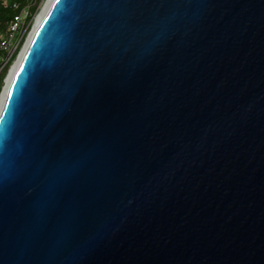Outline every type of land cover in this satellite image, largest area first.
<instances>
[{
	"label": "water",
	"instance_id": "1",
	"mask_svg": "<svg viewBox=\"0 0 264 264\" xmlns=\"http://www.w3.org/2000/svg\"><path fill=\"white\" fill-rule=\"evenodd\" d=\"M15 65L0 264H264V0H53Z\"/></svg>",
	"mask_w": 264,
	"mask_h": 264
},
{
	"label": "built area",
	"instance_id": "2",
	"mask_svg": "<svg viewBox=\"0 0 264 264\" xmlns=\"http://www.w3.org/2000/svg\"><path fill=\"white\" fill-rule=\"evenodd\" d=\"M37 3L38 0H33V2ZM7 1L5 0V3ZM33 2L21 8L19 4L14 3L12 8L18 12L8 24L6 32L0 35V74L3 70L5 64L8 62L10 57L13 55L17 46L20 43L22 36L26 30L27 25L30 21H28L29 10L33 5ZM7 54L6 58L4 55Z\"/></svg>",
	"mask_w": 264,
	"mask_h": 264
},
{
	"label": "trees",
	"instance_id": "3",
	"mask_svg": "<svg viewBox=\"0 0 264 264\" xmlns=\"http://www.w3.org/2000/svg\"><path fill=\"white\" fill-rule=\"evenodd\" d=\"M6 1L7 2L5 3V0H0V35L6 32L9 22L16 14H18V12L12 8V5L16 3V4H19L21 8H24L33 2V0H6ZM40 1L41 0H38L36 5L30 8L28 21H30L32 16L35 14L37 6L40 3ZM18 49L13 53V55L10 57L8 62L5 64L1 72L2 75L0 74L1 75L0 92H1V86H2L4 75L7 73L8 69L13 64L14 60L16 59L17 54H18ZM4 56L6 58L8 57L7 54H5Z\"/></svg>",
	"mask_w": 264,
	"mask_h": 264
},
{
	"label": "rangeland",
	"instance_id": "4",
	"mask_svg": "<svg viewBox=\"0 0 264 264\" xmlns=\"http://www.w3.org/2000/svg\"><path fill=\"white\" fill-rule=\"evenodd\" d=\"M50 0H41L40 3L38 4L37 6V9H36V12L35 14L32 16L29 24L27 25L26 27V30L24 32V35L22 36L21 40H20V43L19 45L17 46L16 50L18 49V54H17V57L16 59L14 60L13 64L10 66V68L8 69L7 73L4 75V78H3V82H2V86H1V92H0V95L4 93V89L6 87V82H7V78L9 77L10 75V72L12 71L14 65L16 64V62L18 61V58L19 56L21 55L22 51L24 50V48L26 47L27 45V42L31 36V33H32V30L33 28L35 27L36 25V21L38 20L40 14L43 12L44 8L46 7V5L48 4ZM35 1L33 2V5H35ZM15 50V51H16ZM14 51V52H15ZM2 72V71H1ZM2 75V74H1ZM0 75V77H1Z\"/></svg>",
	"mask_w": 264,
	"mask_h": 264
},
{
	"label": "bare ground",
	"instance_id": "5",
	"mask_svg": "<svg viewBox=\"0 0 264 264\" xmlns=\"http://www.w3.org/2000/svg\"><path fill=\"white\" fill-rule=\"evenodd\" d=\"M52 1H53V0H50V1L48 2V4L46 5V7L44 8L43 12L40 14L38 20L36 21V25H35V27L41 22V20H42L44 14H45V12H46V10L48 9V7L50 6V4H51ZM35 27H34V28H35ZM15 66H16V65H15ZM15 66H14V68L12 69V71H11L9 77L7 78L6 87H5V89H4V93L2 94V99H1V103H0V108H1V105H2V103H3V101H4L5 95H6V93H7V89H8V87H9V85H10V83H11V80H12V78H13V75H14V72H15V69H16Z\"/></svg>",
	"mask_w": 264,
	"mask_h": 264
}]
</instances>
